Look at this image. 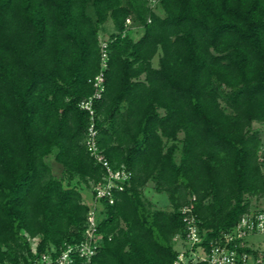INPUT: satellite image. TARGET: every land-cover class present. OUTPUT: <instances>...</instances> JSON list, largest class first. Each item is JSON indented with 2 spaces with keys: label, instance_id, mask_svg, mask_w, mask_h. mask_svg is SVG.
I'll return each mask as SVG.
<instances>
[{
  "label": "trees",
  "instance_id": "obj_1",
  "mask_svg": "<svg viewBox=\"0 0 264 264\" xmlns=\"http://www.w3.org/2000/svg\"><path fill=\"white\" fill-rule=\"evenodd\" d=\"M101 71L96 143L130 178L101 201L93 261L174 264L185 215L209 248L264 201V0H0V264L82 239L80 188L92 199L105 169L79 102ZM148 181L169 208L143 198Z\"/></svg>",
  "mask_w": 264,
  "mask_h": 264
},
{
  "label": "built area",
  "instance_id": "obj_2",
  "mask_svg": "<svg viewBox=\"0 0 264 264\" xmlns=\"http://www.w3.org/2000/svg\"><path fill=\"white\" fill-rule=\"evenodd\" d=\"M105 46V42H101L102 69L106 66ZM102 75L101 71L94 77L96 87L94 94L79 102V106L87 110L90 115V124L86 132L87 150L105 169L102 178L91 187L93 198L88 203L89 210L82 239L73 243L65 242L58 249L52 246L28 264H73L78 258L83 260L82 264H98L93 261V257L97 254L103 239L98 230L99 215L102 210L101 201L112 204L114 191H122L124 184L130 178V171L124 167L113 168L109 164L96 143L97 130L93 121V101L98 99L103 91ZM187 211H189L188 208H183L184 213ZM184 220L187 223V231L185 238L181 241L186 246V251L178 252L174 264H187L189 261L193 264L200 261H205L207 264H264V205L258 208L253 207L245 213L230 231L224 233L216 242L210 243L209 248L202 244L193 216L185 215ZM253 235H263V239L250 243L247 239Z\"/></svg>",
  "mask_w": 264,
  "mask_h": 264
},
{
  "label": "rangeland",
  "instance_id": "obj_3",
  "mask_svg": "<svg viewBox=\"0 0 264 264\" xmlns=\"http://www.w3.org/2000/svg\"><path fill=\"white\" fill-rule=\"evenodd\" d=\"M158 13H161V11L158 9ZM114 31L113 24L110 19H108L102 26L101 30L99 31V40L103 42V40H106L110 33ZM142 33L141 28L135 27L131 33L132 38L135 40L137 39ZM157 58L158 55L154 56L152 59V64L153 66L157 65ZM253 129L259 131L261 138H262V147L261 151L264 152V123L261 122H254L252 125ZM47 161L51 164L53 173L56 176H60V166L56 164L53 161V158L50 156L47 158ZM83 196V200L85 203H90L91 202V197H90V189L87 188H80ZM142 195L143 198L149 202L153 207L156 208H169V202L167 199V195L164 192H157L154 188V183L152 181H148L143 187H142ZM254 203V207H262L264 205L263 201H255L252 200ZM256 205V206H255ZM263 239V235H253L248 237V241L251 243L253 241L258 242L259 240ZM178 241V249L179 251H186V246L180 241ZM31 243L33 246L36 244V239L31 240Z\"/></svg>",
  "mask_w": 264,
  "mask_h": 264
}]
</instances>
